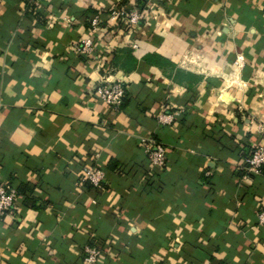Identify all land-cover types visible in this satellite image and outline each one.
<instances>
[{"label": "crops", "instance_id": "obj_1", "mask_svg": "<svg viewBox=\"0 0 264 264\" xmlns=\"http://www.w3.org/2000/svg\"><path fill=\"white\" fill-rule=\"evenodd\" d=\"M123 1L0 0V184L18 191L0 264H85L93 242L98 264H264V171L243 169L264 143V0H146L138 26L111 15ZM105 76L119 109L94 95Z\"/></svg>", "mask_w": 264, "mask_h": 264}, {"label": "built area", "instance_id": "obj_2", "mask_svg": "<svg viewBox=\"0 0 264 264\" xmlns=\"http://www.w3.org/2000/svg\"><path fill=\"white\" fill-rule=\"evenodd\" d=\"M111 15L115 19H124L133 26H138L143 18V12L139 9L126 11L123 8H113ZM101 20L99 16H95L91 21L93 31L99 29ZM75 49L86 56H91L96 53V43L93 36L83 39L75 45ZM238 66L243 65V61L237 58ZM94 95L102 100L107 105L114 109H119L123 104L127 95V88L123 79H111L110 76L103 77L101 83L96 86ZM165 116L161 119L165 121ZM167 120V119H166ZM142 143L149 162L154 168H164L167 164V147L166 145L154 138H143ZM244 169V178L250 179L253 176H258L263 173L264 169V143L257 145L253 152L246 158ZM83 176L90 180L94 185L101 186L105 179V172L99 167L86 166L83 170ZM18 199V191L11 184H0V214L11 212L16 205ZM259 223L264 225V201L260 206ZM103 256L102 249L94 246L85 247V264H98Z\"/></svg>", "mask_w": 264, "mask_h": 264}, {"label": "trees", "instance_id": "obj_3", "mask_svg": "<svg viewBox=\"0 0 264 264\" xmlns=\"http://www.w3.org/2000/svg\"><path fill=\"white\" fill-rule=\"evenodd\" d=\"M126 1L124 0L119 6H117V7H119V8H122V6L124 5V3H125ZM134 8H136V9H139L140 11H143L145 8H146V0H136V6H134V7H130V8H128V7H125V8H123V9H125L127 12L128 11H130V10H132V9H134ZM112 8H111V10H110V13L112 12ZM158 140V139H157ZM263 171H264V169H263ZM254 177V176H253ZM90 246H94V247H98V248H100V249H102V247L101 246H98L96 243H91L90 244Z\"/></svg>", "mask_w": 264, "mask_h": 264}]
</instances>
